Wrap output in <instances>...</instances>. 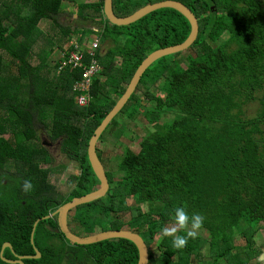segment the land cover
Returning a JSON list of instances; mask_svg holds the SVG:
<instances>
[{
    "label": "trees",
    "instance_id": "1",
    "mask_svg": "<svg viewBox=\"0 0 264 264\" xmlns=\"http://www.w3.org/2000/svg\"><path fill=\"white\" fill-rule=\"evenodd\" d=\"M161 1L113 0V9L125 18ZM177 1L196 15L198 39L184 63L180 54L171 55L146 70L107 129L120 115L132 119L139 112L152 129L138 153L124 152L117 181L107 172V195L72 211L69 224L80 236L136 232L149 247V264H250L262 254L256 234L264 223V93L257 97L264 90V0ZM67 3L76 5L79 20L95 24L83 30L84 37L99 39L95 59L102 71L85 108L76 104L73 92L80 69L60 72L58 63L49 67L53 47L38 55V65L32 59L39 23L57 22ZM190 32L188 20L169 8L120 27L107 20L104 0H0V253L6 243L14 247L6 250L7 259L36 256L39 249L42 257L26 264H66L61 253L72 250L81 253L84 264H138V249L129 240L75 245L49 229L59 228L56 216L38 225L33 243L35 224L99 187L88 160L95 130L142 62L159 49L183 43ZM257 100L259 111L248 118L244 109ZM169 114L173 118L163 122ZM41 128L50 129V139L78 163L79 174L67 182L55 177L54 168L40 169L41 162L52 161L40 143ZM12 164L16 172L8 170ZM24 180L31 181L30 192L22 190ZM178 206L203 215L202 229L208 232L207 238L189 239L179 250L161 232L171 225ZM128 213L129 219H122ZM51 238H64L59 244L68 248L50 246ZM2 259L0 264H10Z\"/></svg>",
    "mask_w": 264,
    "mask_h": 264
},
{
    "label": "water",
    "instance_id": "2",
    "mask_svg": "<svg viewBox=\"0 0 264 264\" xmlns=\"http://www.w3.org/2000/svg\"><path fill=\"white\" fill-rule=\"evenodd\" d=\"M173 9L178 11L182 14L189 22L191 26V32L188 38L181 44L159 49L152 54H150L139 66L135 75L133 76L130 84L128 85L126 92L124 95L117 101L114 108L108 113V115L104 118L100 126L95 130L94 135L90 139L89 146H88V160L92 167V170L100 182L99 187L80 198H75L73 201L65 204L59 210L54 212L53 214L40 219L35 224V229L33 233V243L34 237L36 233V228L38 225L45 220H49L56 216L59 217V228L54 229L49 226V229L55 231L56 233H64L67 239L75 245L80 246H89L97 243H101L107 240H114V239H125L129 240L134 243L138 249L139 253V261L138 264H149L150 263V251L149 247L145 243L144 239L136 232L130 230H110L105 232H100L90 236H80L71 229L69 224V217L72 211L77 209L80 206L95 202L104 198L110 190V183L107 176L106 169L99 158L97 152V144L103 135V133L107 130L111 122L120 114L123 108L126 106L132 95L136 92L137 87L142 79V76L146 72V70L152 66L158 60L171 56L181 54L186 52L190 49L193 44L198 39L199 35V23L196 15L191 11L189 7L177 0H165L153 4H149L147 6L142 7L132 15L120 18L118 17L113 9V0H104V14L111 25L116 26H128L131 25L145 16L151 14L152 12L161 10V9ZM8 248L14 250V247L11 243H6L3 247L2 252L0 253L2 260L10 264H26V260L30 259H40L42 257V253L39 249H36L37 255L36 256H19L17 255V260H8L5 258V252Z\"/></svg>",
    "mask_w": 264,
    "mask_h": 264
},
{
    "label": "rangeland",
    "instance_id": "3",
    "mask_svg": "<svg viewBox=\"0 0 264 264\" xmlns=\"http://www.w3.org/2000/svg\"><path fill=\"white\" fill-rule=\"evenodd\" d=\"M78 3H90L94 2V0H78ZM77 14V7L74 4L67 3L62 6V10L60 15L57 18V22H52L50 20H42L39 23V28L41 30V36L37 40V44L33 47V56L32 59H34L33 63L35 65H38L40 60L37 59L38 55L42 56L44 51L48 52L52 47L54 48V54L50 58L49 67L52 65H55L60 62V56L62 55L61 52L68 49L72 44L76 43L77 40H85L84 43H82V48L84 47L87 42L95 40V36L92 35H83V30L90 29L95 26L92 22H83L78 19ZM76 16V17H75ZM105 47H108V44L105 45ZM44 50V51H43ZM186 52H183L182 55H179V60L183 62L184 56L186 55ZM41 63V62H40ZM184 63V62H183ZM43 66V65H41ZM45 66V65H44ZM43 66V67H44ZM48 67L45 66L44 70ZM42 71V70H41ZM264 93V90L257 93V97L261 98ZM145 99L143 98L142 101ZM146 103V102H145ZM147 104V103H146ZM153 106V103L149 104L150 106ZM260 103L259 101H255L252 104L247 105L244 109L245 114L248 118H252L256 116L257 112L259 111ZM173 118L172 114L167 115L162 121L168 122L170 119ZM40 129V135L48 136V130H42ZM152 129L151 126H148L147 120L144 118L143 113H137L134 118L130 119L127 118V116H119L118 122L116 125L110 127L107 129L106 134L103 136V139L99 140L97 144V150L103 157L104 161V167L106 169V172H112L114 174V178L117 181L122 174L119 172V160L123 156L124 152L127 149H131L135 153H138L140 150V143L145 135H147L148 131ZM45 131V132H43ZM55 147V145L53 146ZM52 147V148H53ZM52 150V149H51ZM53 152V150H52ZM60 152L58 151V155ZM52 155V153H51ZM57 155V154H56ZM61 155V154H60ZM61 159H59V163L63 164V166L66 169V173L64 176V171L61 172V175L57 174L56 178L59 176L63 177V180L61 181L64 183L65 181H68V177L72 174H79L80 169L78 166V163L73 161V164H70V160L66 158V156L61 155ZM63 166H59L55 169V171L63 170ZM65 186V185H62ZM143 208L147 211L148 206L144 205ZM122 219L128 220L129 219V213L122 215ZM262 229L256 234V242L257 245L261 248L262 254L259 258L256 260L251 261L250 264H264V223L261 225ZM198 236L202 238L208 237V232L206 230L201 229L199 231ZM50 246L53 247V244L60 247L59 241H57V238H51L49 239ZM55 249H57L55 247ZM60 249H67L63 246H61ZM74 254L75 260L74 264H84L81 258V253L79 251L73 252L72 250H66L63 251L64 255V262L66 264H71V255Z\"/></svg>",
    "mask_w": 264,
    "mask_h": 264
},
{
    "label": "built area",
    "instance_id": "4",
    "mask_svg": "<svg viewBox=\"0 0 264 264\" xmlns=\"http://www.w3.org/2000/svg\"><path fill=\"white\" fill-rule=\"evenodd\" d=\"M85 40L79 39L72 44L68 49L61 52L58 68L60 72L66 70L82 71L81 77L75 82L73 92L75 94L76 104L85 108L92 99V86L94 80L99 77L102 67L97 59H95V51L99 47V39L95 36V40L87 42L82 48V43Z\"/></svg>",
    "mask_w": 264,
    "mask_h": 264
},
{
    "label": "clouds",
    "instance_id": "5",
    "mask_svg": "<svg viewBox=\"0 0 264 264\" xmlns=\"http://www.w3.org/2000/svg\"><path fill=\"white\" fill-rule=\"evenodd\" d=\"M33 185L30 180H24L22 190L30 192ZM204 216L199 213L187 212L185 207L178 206L174 209L173 221L170 226H164L161 230L164 237L172 238V247L183 249L188 245L189 239H196L204 224ZM183 231L184 235H179ZM75 233V232H74ZM77 234V233H76Z\"/></svg>",
    "mask_w": 264,
    "mask_h": 264
},
{
    "label": "flooded vegetation",
    "instance_id": "6",
    "mask_svg": "<svg viewBox=\"0 0 264 264\" xmlns=\"http://www.w3.org/2000/svg\"><path fill=\"white\" fill-rule=\"evenodd\" d=\"M43 132H45V131H43ZM39 136H40V143H41V145L44 146L49 151L50 156H51V160H52L51 163L41 162L40 169H42V170H49L51 168L56 169L59 166H63V164L59 163V159H61L60 158L61 155L65 156V154L61 152L59 143L54 142V140L50 139L49 135L48 136L40 135V131H39ZM54 145H55V147H53ZM51 149L53 150V152H52ZM58 151L60 152L61 155L60 154L58 155ZM51 153H52V155H51ZM40 161H41V159H40ZM69 163L70 164H73L74 162L73 161H70ZM17 169H18L17 168V165L16 164H12V165L9 166V169L8 170L11 171V172H16ZM63 169H64L63 171H64V176H65L66 169H65L64 166H63ZM61 172L62 171H59V172L58 171H55V177H56L57 174L61 175ZM59 178H62L63 179L62 176H59L57 179H59ZM17 182H18V180H14L15 185L17 184ZM8 184L9 183L6 181L5 182V185H8ZM57 241H59L61 243L62 242H65L64 238H57ZM65 247L68 248V246H65Z\"/></svg>",
    "mask_w": 264,
    "mask_h": 264
},
{
    "label": "crops",
    "instance_id": "7",
    "mask_svg": "<svg viewBox=\"0 0 264 264\" xmlns=\"http://www.w3.org/2000/svg\"><path fill=\"white\" fill-rule=\"evenodd\" d=\"M78 1V0H77ZM99 0H94V2H90V3H96L98 2ZM78 3V2H77ZM77 15V14H76ZM76 17V16H75ZM97 31V29H95ZM93 36V35H92Z\"/></svg>",
    "mask_w": 264,
    "mask_h": 264
}]
</instances>
